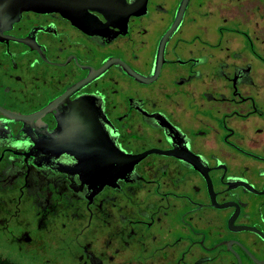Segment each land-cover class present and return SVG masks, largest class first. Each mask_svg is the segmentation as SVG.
<instances>
[{
  "label": "flooded vegetation",
  "instance_id": "flooded-vegetation-1",
  "mask_svg": "<svg viewBox=\"0 0 264 264\" xmlns=\"http://www.w3.org/2000/svg\"><path fill=\"white\" fill-rule=\"evenodd\" d=\"M37 1L0 0V264H264V0Z\"/></svg>",
  "mask_w": 264,
  "mask_h": 264
},
{
  "label": "water",
  "instance_id": "water-1",
  "mask_svg": "<svg viewBox=\"0 0 264 264\" xmlns=\"http://www.w3.org/2000/svg\"><path fill=\"white\" fill-rule=\"evenodd\" d=\"M34 2H39V1H35V0H33ZM46 1H48V2H50L51 0H46ZM58 1H60V0H58ZM62 1H69V0H62ZM32 2V1H31Z\"/></svg>",
  "mask_w": 264,
  "mask_h": 264
}]
</instances>
